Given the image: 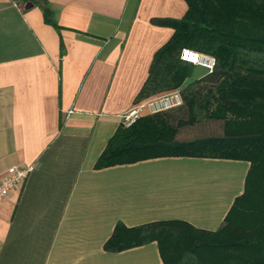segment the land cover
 I'll return each mask as SVG.
<instances>
[{"label":"crops","instance_id":"0c3cea01","mask_svg":"<svg viewBox=\"0 0 264 264\" xmlns=\"http://www.w3.org/2000/svg\"><path fill=\"white\" fill-rule=\"evenodd\" d=\"M49 2L58 26L32 2L0 0V181L13 166H34L0 201V264H164L157 242L122 252L105 243L119 223L218 231L250 162L168 156L95 166L174 33L153 20H180L188 3ZM206 75L195 67L187 84ZM182 112L172 111L175 124Z\"/></svg>","mask_w":264,"mask_h":264},{"label":"trees","instance_id":"16d2710c","mask_svg":"<svg viewBox=\"0 0 264 264\" xmlns=\"http://www.w3.org/2000/svg\"><path fill=\"white\" fill-rule=\"evenodd\" d=\"M46 22L58 26L49 0ZM180 20H153L174 28L155 54L138 103L182 89L188 120L173 122L172 111L141 116L121 126L96 163L97 169L142 160L187 156L250 162L245 191L215 232L180 221L128 228L119 223L105 243L122 252L157 242L164 264H264V0H186ZM183 48L210 54L217 66L201 81L187 84L195 66L181 60ZM204 116L222 122L224 134L177 140L182 126Z\"/></svg>","mask_w":264,"mask_h":264},{"label":"built area","instance_id":"2783aa9c","mask_svg":"<svg viewBox=\"0 0 264 264\" xmlns=\"http://www.w3.org/2000/svg\"><path fill=\"white\" fill-rule=\"evenodd\" d=\"M180 58L182 61L194 65L195 67L204 68L207 73H212L217 66V60L214 56L189 48L182 49ZM183 105L184 97L182 89H177L170 93L135 104L123 114L121 117V125L125 128H129L146 112L150 114L164 113L180 108ZM33 170V165L13 166L0 181V201L5 199L11 191L21 188Z\"/></svg>","mask_w":264,"mask_h":264},{"label":"rangeland","instance_id":"374dc122","mask_svg":"<svg viewBox=\"0 0 264 264\" xmlns=\"http://www.w3.org/2000/svg\"><path fill=\"white\" fill-rule=\"evenodd\" d=\"M175 111V110H173ZM181 114L183 121L188 120L187 109L183 108ZM220 123L215 121H210L204 116H201L198 121L194 124L184 125L181 127L180 130V139L181 140H191L195 138H203V137H210V136H218L220 130Z\"/></svg>","mask_w":264,"mask_h":264}]
</instances>
